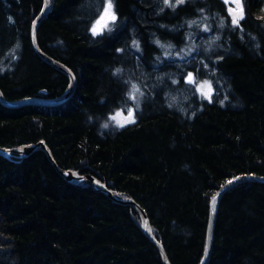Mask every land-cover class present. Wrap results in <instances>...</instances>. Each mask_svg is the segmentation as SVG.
I'll return each mask as SVG.
<instances>
[{"label":"trees","instance_id":"obj_1","mask_svg":"<svg viewBox=\"0 0 264 264\" xmlns=\"http://www.w3.org/2000/svg\"><path fill=\"white\" fill-rule=\"evenodd\" d=\"M112 1L116 21L93 35L107 0H51L37 40L76 77L66 103L0 101V148L44 142L53 159L0 154V264H164L135 208L60 171L136 202L171 264H202L211 201L228 181L264 179V0H242L239 26L224 0ZM44 5L0 0L8 101L55 100L69 88L33 45ZM204 81L210 100L197 90ZM131 108L135 123L117 127L112 117ZM208 264H264L263 182L223 195Z\"/></svg>","mask_w":264,"mask_h":264},{"label":"water","instance_id":"obj_2","mask_svg":"<svg viewBox=\"0 0 264 264\" xmlns=\"http://www.w3.org/2000/svg\"><path fill=\"white\" fill-rule=\"evenodd\" d=\"M50 11H51V0H45L44 10L40 14V16L36 19V21L34 22V24L32 26V41H33L34 48H35L36 52L39 54V56L44 61H46L49 65H51L53 68H55L56 70H58L59 72L63 73L64 75H66L68 77V79L70 81L69 88L63 96H61L60 98L55 99V100L25 99V100H21V101H8L5 98L2 91L0 90V101L6 107H9V108H22V107H26V106L56 107V106H60L64 103H66L74 95V93L76 91L77 80H76L74 73L70 69H68L66 66L61 64L60 62H58V61L52 59L51 57H49L48 55L44 54L38 46V40H37L38 30H39L42 22L46 19V17L50 13ZM37 150L45 151L48 154L50 160L53 161L52 156L50 154V151L44 142H41L40 144H38L36 146L35 145L23 146L21 148L14 149V150H8V149L0 148V154H3V155L18 154L19 156L27 157ZM60 173L62 175H64L66 178H68L73 183L79 184V183L85 182L87 184H90L96 190L102 191L105 194H107L110 198H112V199H114V200H116L122 204L130 205L133 208H135L139 212V214L141 215L142 229H143L144 233L158 247L160 254L162 256V259H163V263L164 264H171L167 255H166V252H165L163 246L158 243V241L155 239V237L152 233V227H151V224L149 222V219H148L146 213L143 211V209L136 202L131 201V200H124V199L120 198L113 191L109 190L106 185L102 184L98 179H96L94 177H90V176L80 177V176H78L77 173H74V172L60 171ZM250 180L264 183L263 178H255V177H250V176L236 177L235 179L232 180L231 183H228L226 186H224L221 190H219L214 195L215 200H213L214 197L212 198L210 218H209V226H208V232H207L206 253H205V257H204L202 264H208L210 257H211L213 242H214V231H215V227H216L218 210H219L221 198L223 197V195L226 192H228L233 187H235V186H237L243 182L250 181Z\"/></svg>","mask_w":264,"mask_h":264},{"label":"snow or ice","instance_id":"obj_3","mask_svg":"<svg viewBox=\"0 0 264 264\" xmlns=\"http://www.w3.org/2000/svg\"><path fill=\"white\" fill-rule=\"evenodd\" d=\"M183 2L184 0H176L177 4H181ZM226 2H228V0H226ZM165 3L171 5V0H165ZM231 3L235 5L234 8L229 9L230 15L232 17L231 22L233 25L239 26L240 21L244 19V10H243L241 0H231ZM116 18L117 17L113 11L112 0H107V4L104 8V11L100 19L97 21L96 25H94L92 28L93 35L101 34L104 31V29L109 27L110 23H114L116 21ZM187 82L188 83L196 82L195 77L193 76L192 73L188 74ZM133 90H134V93L139 92V89L136 88L135 86H133ZM197 90L209 100L211 99L212 87L208 81H204L203 83L198 84ZM131 98L135 99V95L133 94ZM112 119L116 120L120 127H123L125 124L135 123V117H134L133 110H128L127 116H123L122 112H118L116 113L115 116L112 117ZM105 127H107V125H105ZM231 182L232 181H228V183H231ZM213 200H215V197L213 198Z\"/></svg>","mask_w":264,"mask_h":264},{"label":"rangeland","instance_id":"obj_4","mask_svg":"<svg viewBox=\"0 0 264 264\" xmlns=\"http://www.w3.org/2000/svg\"><path fill=\"white\" fill-rule=\"evenodd\" d=\"M224 1L226 2V0H224ZM226 3L228 4L229 9L235 7V5L231 3V0H228V2H226ZM241 3H242V0H241ZM106 4H107V2H106ZM112 4H113V1H112ZM105 6H106V5H105ZM242 6H243V5H242ZM113 11H114V13H115L114 5H113ZM229 14H230V12H229ZM115 15H116V13H115ZM230 16H231V15H230ZM100 17H101V16H100ZM100 17L98 18V20L100 19ZM98 20H97V21H98ZM97 21L94 23V25H96ZM112 24H113V23H110V24H109V27L106 28V29H104V31L108 30V29L111 27ZM104 31H103V32H104ZM103 32H102V33H103ZM130 110H133V112H134L135 108H131ZM118 112H122V113H123V116H127V114H128V112H124V111H118ZM118 112H117V113H118ZM135 114H136V111L134 112V117H135ZM135 120H136V117H135ZM114 123L117 125V127H120V126L118 125V123H117L116 120H114ZM129 124H132V123H129ZM129 124H125L124 126H127V125H129ZM124 126H123V127H124Z\"/></svg>","mask_w":264,"mask_h":264},{"label":"bare ground","instance_id":"obj_5","mask_svg":"<svg viewBox=\"0 0 264 264\" xmlns=\"http://www.w3.org/2000/svg\"><path fill=\"white\" fill-rule=\"evenodd\" d=\"M55 99V98H54ZM38 144V143H37ZM90 175V174H89ZM246 176V175H245ZM248 176V175H247ZM103 182V181H102ZM115 193V192H114ZM116 194V193H115ZM117 195V194H116Z\"/></svg>","mask_w":264,"mask_h":264}]
</instances>
